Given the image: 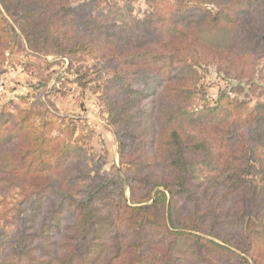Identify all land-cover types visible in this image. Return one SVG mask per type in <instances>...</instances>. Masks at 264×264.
<instances>
[{
    "label": "rangeland",
    "instance_id": "374dc122",
    "mask_svg": "<svg viewBox=\"0 0 264 264\" xmlns=\"http://www.w3.org/2000/svg\"><path fill=\"white\" fill-rule=\"evenodd\" d=\"M21 3L22 1H19L17 11H12L13 6L5 5L9 8L8 13L0 4V29H2L0 35L6 36L5 40L0 41V52H2L0 111L17 115L18 111L27 110L29 115L27 120L33 123L35 128L40 127V131L45 130L47 135V121H49L50 136L69 140L72 146L80 149L77 152L70 149L64 153L63 160L68 162L67 164L57 159L58 154L54 151V158L51 161L56 158V163L49 165L50 169L44 172L45 175L56 177L62 172L66 175L74 165L82 171L81 174L77 172L78 179L75 184L81 187L80 191L86 203H89L86 188L91 181L90 177L85 175L86 172L90 176L96 173L102 177L108 182V186L94 195L92 202L103 215L108 217L106 224L118 231L123 230V224L127 225L131 217L125 210V205L133 206L135 204L132 205L131 202H137L148 194L151 200L147 201L146 205H150L156 191L165 194L162 203L169 206L171 218L179 228H193L195 224L190 222L192 217L190 215L197 209L203 211L214 202L217 207L225 211V216L215 224L209 223L213 221L208 215L204 218L205 225L201 226L203 234L198 233L203 245L195 248L188 239H184V245H180L177 249L182 258L179 264H264V207L257 209V205L255 206L259 200H256L257 195L254 190H244L245 192L239 193L228 190L225 184L220 185L218 182L222 175H218L216 171L218 167L227 163V148L230 147L224 144V139L218 138L220 131L228 127L226 121L221 123L220 120L227 109V103L235 102V106L244 105L246 109L241 116L242 124L250 123L247 112L253 114L256 104L264 105V49L261 52L251 50L249 41L243 38L250 32L248 30L250 27L246 26L248 22L240 26L242 34L233 44L234 46L229 48L233 55L217 50L227 46L223 38L228 35L225 33L223 38L212 40L211 34L216 35L217 29L220 31L223 29L216 24L207 23L208 30L205 32L203 30L200 32L198 27H194L181 36L173 33L172 36L177 39L174 46L182 52L180 57L172 58L173 65L158 61L155 56L146 58V61L152 65L150 70L159 71L157 76L163 78L164 82L170 81L171 87H191L187 88L192 92V97L187 103L186 110L188 113L194 112L188 118L192 123L188 125L184 120L180 124V119L175 123L181 125L180 127L195 139L206 140L210 147L208 157L203 161V164L205 166L209 164V167H200L196 178L189 180L187 190L177 189L174 186L172 194H169L164 188L149 191L148 185L141 181L145 177L144 174L132 175L128 172L127 162L135 160L132 152H136L132 147L134 141L132 139H140L136 149L142 154L136 153L142 155L145 161H150L152 158L150 152L159 148L161 138L160 140L155 138L156 142L152 145L153 137L149 138V136L154 131L151 127L144 134L145 128L151 123L149 115L144 117L140 115L129 122L111 123L109 120L101 94L104 84L110 78L109 74L115 70V67L107 63L106 51L101 50L97 43L95 46L97 49L91 55L77 53L66 57L52 53L47 47V32L41 31L47 16L42 20L35 19L33 23L35 30L29 33L18 15ZM99 7L103 8L101 12L106 19L114 21L115 26L122 28L119 29L123 32L120 36L137 37L141 32L150 29L152 33V37L148 34L150 39L161 35V30L167 22L180 24L179 28L188 21L196 22L202 10L211 15L222 10L230 17L240 13L244 15L242 17H246L245 20L253 16V12H248V6L242 2L237 5L231 4V0H214L212 3H204L201 0H100ZM10 12L14 15H9ZM169 14L174 16L171 20ZM259 17L256 16V23ZM164 20L166 23L163 25ZM141 21H145L147 26L142 27L138 24ZM169 25L168 23L167 26ZM68 29L70 31V28ZM26 34L29 36V41ZM69 37L83 41L88 39V35L86 37L80 33ZM179 40L184 43L180 45ZM150 47L155 48L156 45L152 43ZM171 50L173 52L174 47ZM181 58H185V63L189 65L187 73L186 70L184 71ZM228 58H232L233 62L228 63L226 61ZM83 73L84 76H81ZM140 84L137 83L136 87L139 88ZM150 100L151 98H144L139 100L137 105L144 107ZM162 104V107L166 108L165 100H162ZM210 108L217 109L207 115L203 113V109L210 110ZM261 112L262 110H256L252 115L250 124L252 128L258 127L253 117ZM135 134L141 135L133 137ZM120 143L123 145L121 146ZM18 144L16 142V145ZM54 145L57 147V144ZM121 148L124 156L121 154ZM258 151L260 157L264 159V144L259 145ZM159 160H161L160 156ZM232 162L234 163L230 161ZM157 173L160 180L162 178L171 180L172 174L166 167H159ZM246 178L250 181L255 179L251 175ZM98 181L96 179L93 183ZM109 181H113L114 185ZM14 193L15 191H12V194ZM15 197L16 195H13L10 199ZM247 198L250 200L247 201ZM244 199L247 208L241 205ZM65 202L58 228L44 229L41 233L36 229L33 236L34 243L37 238L39 242L42 241V237L47 240V248H42L47 250L49 255L55 249L56 253L60 254L66 240L72 243L73 233L70 232V228L73 224H70L69 213L70 211L73 213L74 205ZM155 209L158 212L162 210L161 202ZM56 210L58 212L60 208L57 207ZM55 214V210L53 213L47 212V228L54 222L50 217ZM156 216L150 215V219L144 221L150 227V232L145 231L139 239L130 241L132 235L124 234L120 235L123 239H119L118 242L111 239L112 235L108 240L102 238L97 240V237H94L86 250L87 256H90L93 263L96 261L103 264L113 263L112 258L123 260L127 257L132 259L129 260L130 264H165L168 259L164 255V240H162L164 236L161 233V224L164 220L162 218L157 220V225ZM110 219L114 221L113 226L110 224ZM125 219L128 222L124 221ZM10 224L2 228L0 243L15 236L18 227L14 223ZM31 226L35 229L34 225ZM59 226L62 227L61 231ZM206 230L219 233L225 239V243L212 235H205ZM99 236L103 237L100 234ZM209 242L222 246V249L219 248L218 251L210 249ZM10 247L3 248L1 244L0 262L9 252ZM120 250L122 253L119 256ZM191 251L199 253L198 257L191 256ZM115 252L117 256L114 255Z\"/></svg>",
    "mask_w": 264,
    "mask_h": 264
},
{
    "label": "trees",
    "instance_id": "16d2710c",
    "mask_svg": "<svg viewBox=\"0 0 264 264\" xmlns=\"http://www.w3.org/2000/svg\"><path fill=\"white\" fill-rule=\"evenodd\" d=\"M19 1L22 3L18 15L29 33H33L35 30L33 28L35 19L42 20L47 16L41 31L47 32V47L52 50V53L66 57L77 53L91 55L96 51L97 43L101 50L106 51L107 63L114 65L115 70L109 74L110 78L104 84L101 96H103L111 123L129 122L140 115L143 117L149 115L151 123L148 128H145L144 134L151 127V130L154 131L149 136V138L153 137L152 145L156 142L155 138L157 140L161 138L160 146L156 151L150 152L152 155L150 161H145L142 159V155L137 154H142L136 149L140 139L133 138L132 147L137 153L132 152L135 160L127 162L128 172L132 175L144 174L145 177L141 181L148 185L149 191L155 188H164L169 194H172L174 186L177 189L187 190L189 180L195 179L200 167L205 166L203 161L208 157L209 143L206 140L195 139L191 134L186 133L183 127H180L181 125L178 126L175 123L178 119H180V124L184 120L188 122V125L192 123L188 118L194 112L188 113L186 110L187 103L192 97V92L187 88L191 87H171L170 81L164 82L163 78L157 76L159 71L150 70L152 65L146 61V58L155 56L158 61L173 65L172 58L182 55L181 50L174 46L177 39L172 36L173 33L181 36L194 27H198L200 32L202 30L205 32L208 30L207 23L216 24L223 29L221 31L217 29L216 35L211 34L212 40L223 38L225 33L228 35L223 38L227 46L217 50L232 54L229 48L242 34L240 26L248 22L246 26L250 27L248 29L250 32L243 38L249 41L251 50L261 52L264 49V0H231V4L237 5L242 2L248 6V12H253V16L246 20V17H242L244 15H240V13L230 17L222 10L214 15L202 10L196 22L188 21L182 28H179L180 24L166 23L164 20L162 21L163 25L166 24L161 30V35L155 36L154 39L148 38V34H151L152 37L150 29L141 32L137 37L120 36L123 32L119 29L122 28L115 26L114 21L105 18L101 12L103 8L99 7L100 0H0V4L8 13L9 8H6L5 5H11L13 6L12 11H17ZM201 1L212 3L214 0ZM9 15L13 16L14 14L10 12ZM257 15L260 17L256 23ZM169 16H171L169 20L174 17L171 14ZM168 23L169 26H167ZM138 24L142 27L147 26L145 21ZM77 33L86 37L88 35V39L83 41L69 37L77 35ZM4 35H0V41L6 39ZM26 37L29 41L27 34ZM179 41L180 45L184 43L182 40ZM152 43L156 45L155 48L150 47ZM172 47H174L173 52ZM180 61L187 73L189 65L185 63V58H181ZM226 61L232 63L233 59L228 58ZM175 71L180 74L177 68ZM81 76H84V73ZM137 83H141L139 88L136 87ZM147 97L151 100L146 106L137 105L139 100H144ZM162 100H165L166 108L162 107ZM227 105L220 120L221 123L226 121L228 127L220 131L218 138L224 139V144L230 147L227 148V163L216 170L218 175H222L218 183L225 184L228 190L239 193L245 192L244 190H254L257 195L256 200H259L255 206L257 205V209H260L264 207V159L260 157L258 149L259 145L264 144V105L256 104L254 108V113L256 110H262L260 114L253 117L257 128H252L250 125L254 113L247 112L250 123H241V116L246 109L243 104L235 106V102H228ZM216 109H203V113L207 115L209 112H215ZM27 114V110L18 111L17 115L0 111V233L2 228L10 226V223H14L18 227L14 237L0 243L3 248L11 246L0 264H103L98 261L93 263L90 256H87L86 250L88 245L93 242V238L108 240V237L112 235L111 239L118 242L119 239H123L120 235L124 234L132 235L133 238L130 241L139 239L145 231L150 232V227L144 223L147 218L150 219V215H157L155 219L157 225V220L160 218L164 220L161 224V233L164 236L162 239L164 240V255L168 259L165 264H179L182 258L177 249L180 245H184V239H188L195 248L203 245L198 233L203 234L201 226L205 225L204 218L208 215L213 221H209V223L215 224L225 216V211L213 202L212 206L205 207L203 211L197 209L190 215L192 216L190 222L195 224L193 228H179L171 218L169 206L162 203L165 194L156 191L150 205H146V202L151 200L149 194L137 202H131L136 206L125 205V210L131 216L128 220L129 223L123 224L121 231L115 228L111 229L106 224L108 217L103 215L94 206L96 204L92 202L94 195L106 188L108 182H105L96 173L90 176L86 172L85 175L91 180L86 188L89 201L86 203L83 193L80 191L81 187L75 184L78 174H81L82 171H79L74 165L70 167L69 173L66 175L62 172L56 177L48 174L46 176L44 172L50 169L49 165L56 163V158L53 162L51 161L54 158V151L58 154L57 159L67 164L68 162L63 160L64 153L70 149L74 152L80 151V149L72 146L73 144L69 140L50 136L49 121H47V135L45 130L40 131V127L35 128V125L27 120L29 117ZM141 134H135L133 137ZM16 142L19 144L16 145ZM54 144H57V147ZM159 156L161 160H159ZM230 161H234V163H230ZM206 166L209 167V164ZM159 167H166L171 172L170 181L166 178L160 180L157 173ZM249 175L255 177L254 181L247 180L246 177ZM96 179L99 181L93 183ZM131 179L136 180L135 178ZM109 183L114 185L113 181H109ZM130 189L132 190V188ZM12 191L15 193L12 194ZM13 195L16 197L10 199ZM208 200L212 199L208 198ZM249 200L247 198V201ZM65 201L74 205L73 213L72 211L69 213L70 224H73L70 228V232L73 233L72 243L66 240V243L61 247L60 254L56 253L55 249L49 255L47 250L42 248H47V240L42 237V241L39 242L37 238L34 243L35 237L33 236L36 229L41 233L44 229L58 228ZM160 202L162 210L158 212L155 208L159 206ZM241 205L243 208H247L245 199ZM57 207L60 208L58 212ZM54 210L56 214L50 217L54 222L47 228V212L53 213ZM236 219L238 217L235 218L234 223ZM110 224L111 226L114 224L112 219H110ZM31 225H34L35 229ZM61 229L62 227L59 226V231ZM99 234L103 237H100ZM204 234L212 235L225 243L223 236L217 232L206 230ZM209 243L212 250L222 249V246L214 242ZM121 251H119V256ZM190 253H192L191 256L196 257L199 254L195 251ZM114 255L117 256V252ZM112 260L113 263L106 264H130L129 260L132 259L125 257L123 260H118V258H112Z\"/></svg>",
    "mask_w": 264,
    "mask_h": 264
}]
</instances>
